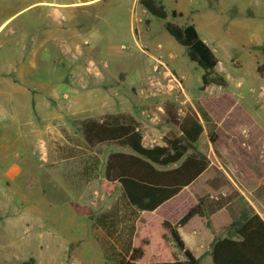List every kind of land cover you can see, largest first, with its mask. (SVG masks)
<instances>
[{
    "label": "rangeland",
    "instance_id": "1",
    "mask_svg": "<svg viewBox=\"0 0 264 264\" xmlns=\"http://www.w3.org/2000/svg\"><path fill=\"white\" fill-rule=\"evenodd\" d=\"M163 4L166 20L139 0H0V264H105L95 219L121 189L104 194L100 182L107 156L131 150L88 149L83 123L128 114L146 147L162 145L165 136L179 135L164 121L166 102L181 116L201 106L215 127L202 121L195 147L208 156V170L157 213L147 212L151 229L158 217L178 223L201 200L203 215L182 231L202 236L199 264H212V243L229 235L231 214L241 222L251 209L264 216V0ZM166 22L195 25L218 57L212 76L226 85L202 88L204 70ZM169 52L181 70L156 59ZM71 147L100 158L98 178L84 182L82 160L62 159ZM222 175L230 185L209 187ZM84 206L91 215L81 213ZM168 241L174 247L170 235Z\"/></svg>",
    "mask_w": 264,
    "mask_h": 264
},
{
    "label": "trees",
    "instance_id": "2",
    "mask_svg": "<svg viewBox=\"0 0 264 264\" xmlns=\"http://www.w3.org/2000/svg\"><path fill=\"white\" fill-rule=\"evenodd\" d=\"M139 4L157 19L166 20L169 15L162 0H139ZM171 14L176 16L177 12L172 11ZM164 28L187 50L189 60L204 70L203 89L211 84L226 85L222 76H212L218 66V59L193 24L179 27L172 22H166ZM259 73H264V65L259 67ZM163 108L164 121L177 127L179 135L165 136L162 145L152 147L143 144L140 125L131 115L110 114L101 120H87L83 123L84 144L88 149L104 144L128 147L131 150L130 153L112 152L107 156L104 179L100 182L104 194H113L121 189L119 200L110 210L95 219L96 228L100 230L99 239L105 264L200 262L186 247L178 228L186 225L193 217L203 215L201 200L176 224L156 218V230H153V223L146 216L147 212H155L208 170V156L195 150V147L204 134L202 121L213 127L215 124L201 106L196 109L189 108L183 116L179 114L176 105L170 102H166ZM215 139V136L211 138L213 144ZM66 151L62 159L82 160L79 173L81 180L89 182L98 178L101 164L99 157L84 156V152L72 147ZM208 183L211 188L220 189L230 185V180L222 175L210 179ZM223 207L219 205L215 210ZM80 209L81 213L92 214L88 207ZM231 218L229 235L215 239L212 243V264H264V219L253 209L249 210L243 222L234 214H231ZM169 235L176 248L183 253L184 259H180L171 249ZM153 243H156V249L151 253Z\"/></svg>",
    "mask_w": 264,
    "mask_h": 264
},
{
    "label": "crops",
    "instance_id": "3",
    "mask_svg": "<svg viewBox=\"0 0 264 264\" xmlns=\"http://www.w3.org/2000/svg\"><path fill=\"white\" fill-rule=\"evenodd\" d=\"M136 1V0H135ZM163 1V3H164V0H162ZM175 1V3H176V0H174ZM165 6V5H164ZM166 7V6H165ZM145 11V10H144ZM168 11V10H167ZM172 11H176L177 13H178V11L179 10H177V9H173ZM168 13H169V11H168ZM194 25V24H193ZM195 26V25H194ZM1 28V27H0ZM204 40V39H203ZM205 41V40H204ZM206 42V41H205ZM208 45V44H207ZM209 46V45H208ZM210 47V46H209ZM211 48V47H210ZM212 49V48H211ZM213 50V49H212ZM213 52H214V50H213ZM215 53V52H214ZM215 55H216V53H215ZM163 56V57H162ZM217 57V56H216ZM164 58V60L165 61H168V62H170V64L172 65H174L175 67H178L180 70H181V67L179 66L180 65V63L179 62H175V60H176V55H174L173 53H166V54H163V55H159V57H157L156 59L158 60V61H163L162 59ZM217 59H218V57H217ZM156 60V61H157ZM184 63V62H183ZM218 63H219V60H218ZM185 64V63H184ZM186 65V64H185ZM262 66V65H261ZM192 67V66H191ZM193 68V67H192ZM194 69V68H193ZM258 72H259V67H258ZM203 74H204V72H203ZM182 76H186V74L184 73V75H183V73L181 74ZM143 136V135H142ZM206 172V171H205ZM204 172V173H205ZM203 173V174H204ZM203 174L200 176V177H202L203 176ZM200 177L198 178V179H200ZM198 179L197 180H195L191 185H189L188 187H186L185 189H183L182 191H181V193L184 191V190H186V189H188L190 186H192L194 183H196V181H198ZM206 180V179H205ZM208 181V180H207ZM209 185V184H208ZM210 187V186H209ZM213 189V188H212ZM181 193H179L178 195H180ZM177 195V196H178ZM176 196V197H177ZM157 211H158V209L155 211V213H157ZM204 213V212H203ZM259 214H260V216L264 219V216L260 213V212H258ZM196 217H200V216H195V217H193L186 225H184L183 227H179L178 228V231H179V233H180V235H181V237H182V239H183V241H184V243H185V245H186V247L190 250V251H192V253L196 256V258H198L199 259V256L197 255L198 253H197V251H199V244H201L202 243V236L200 237L199 235L198 236H195V235H193L191 232L189 233V234H184L183 233V229H184V227L185 226H187L192 220H194ZM192 230V229H191ZM186 236V237H185ZM194 236V237H193ZM186 238V239H185ZM192 242H194V243H192ZM169 244L171 245V242H169ZM193 244H195V245H193ZM171 249L177 254V256L180 258V259H184V257L181 255V253L182 252H176L177 251V248H176V246L174 245V247H171Z\"/></svg>",
    "mask_w": 264,
    "mask_h": 264
},
{
    "label": "bare ground",
    "instance_id": "4",
    "mask_svg": "<svg viewBox=\"0 0 264 264\" xmlns=\"http://www.w3.org/2000/svg\"><path fill=\"white\" fill-rule=\"evenodd\" d=\"M42 145V144H41ZM186 237V236H185ZM194 237V236H193ZM186 239V238H185ZM192 243H194V242H192ZM193 245H195V244H193Z\"/></svg>",
    "mask_w": 264,
    "mask_h": 264
},
{
    "label": "built area",
    "instance_id": "5",
    "mask_svg": "<svg viewBox=\"0 0 264 264\" xmlns=\"http://www.w3.org/2000/svg\"><path fill=\"white\" fill-rule=\"evenodd\" d=\"M178 83V82H177Z\"/></svg>",
    "mask_w": 264,
    "mask_h": 264
}]
</instances>
